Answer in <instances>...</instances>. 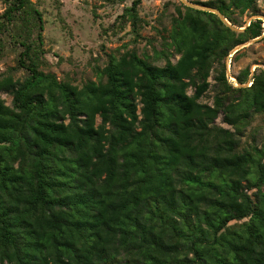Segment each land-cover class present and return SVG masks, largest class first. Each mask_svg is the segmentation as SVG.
Masks as SVG:
<instances>
[{
	"label": "trees",
	"instance_id": "trees-1",
	"mask_svg": "<svg viewBox=\"0 0 264 264\" xmlns=\"http://www.w3.org/2000/svg\"><path fill=\"white\" fill-rule=\"evenodd\" d=\"M1 1L0 37L16 17L42 30L30 0ZM255 2L209 7L236 25L232 15ZM140 4L120 15L136 35ZM180 6L175 63L154 66L132 50L81 88L39 70L41 33L20 43L27 77H0L11 96L9 106L0 97V264H264V145L238 150L251 114L264 113V71L239 89L224 73L262 22L235 32ZM214 63L238 96L210 106L200 99ZM219 114L230 129L214 125Z\"/></svg>",
	"mask_w": 264,
	"mask_h": 264
},
{
	"label": "rangeland",
	"instance_id": "rangeland-1",
	"mask_svg": "<svg viewBox=\"0 0 264 264\" xmlns=\"http://www.w3.org/2000/svg\"><path fill=\"white\" fill-rule=\"evenodd\" d=\"M220 1L228 3L229 0H141L138 14L143 22L136 35L127 20L120 16L132 0H30L41 14L42 30L39 32L38 27H32L19 17L13 20L9 32L0 37V77L10 75L17 81L27 77V72L18 67L20 43L36 39L38 33L42 36L43 49L42 56L36 60L39 70L52 74L58 82H68L78 88L98 81V74L110 57L118 58L132 50L154 66L162 67L167 60L175 63L178 56L171 46L169 32L178 18L176 9L183 13L180 5H184L209 12L208 9L215 10L209 5H217ZM5 8L0 0V15ZM232 16L236 25L224 21L235 32H242L253 20L262 22V36L238 45L224 61L227 84L234 89L247 88L252 76L259 70L264 71V0H256L252 9ZM220 71L221 66L214 63L207 79L209 89L200 99L201 103L212 106L218 95L228 100L238 96L230 94L224 84L217 81ZM245 76L246 82L240 84L238 79ZM192 92L188 90V94ZM0 97L6 105L11 104V96L0 93ZM214 125L230 129L222 114ZM238 138L239 151L261 148L264 145V113H252L248 126Z\"/></svg>",
	"mask_w": 264,
	"mask_h": 264
},
{
	"label": "water",
	"instance_id": "water-1",
	"mask_svg": "<svg viewBox=\"0 0 264 264\" xmlns=\"http://www.w3.org/2000/svg\"><path fill=\"white\" fill-rule=\"evenodd\" d=\"M209 10V12H211V13H213V14H215V15H217L218 17H219V19L224 23V21L222 20V18H223V16L217 11V10H210V9H208ZM224 19V18H223ZM225 24V23H224ZM228 26V25H227ZM228 27H230V26H228Z\"/></svg>",
	"mask_w": 264,
	"mask_h": 264
},
{
	"label": "bare ground",
	"instance_id": "bare-ground-1",
	"mask_svg": "<svg viewBox=\"0 0 264 264\" xmlns=\"http://www.w3.org/2000/svg\"><path fill=\"white\" fill-rule=\"evenodd\" d=\"M222 20L224 21V19L222 18ZM227 22V21H226ZM224 23H225V21H224ZM228 23V22H227ZM226 24V23H225ZM227 25V24H226Z\"/></svg>",
	"mask_w": 264,
	"mask_h": 264
}]
</instances>
